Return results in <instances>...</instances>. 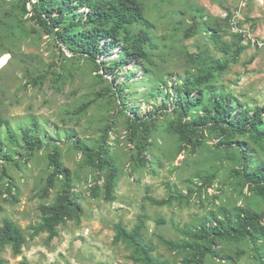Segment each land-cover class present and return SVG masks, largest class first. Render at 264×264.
<instances>
[{"label":"rangeland","instance_id":"374dc122","mask_svg":"<svg viewBox=\"0 0 264 264\" xmlns=\"http://www.w3.org/2000/svg\"><path fill=\"white\" fill-rule=\"evenodd\" d=\"M138 1L152 46L145 47L146 61L126 63L118 72L124 108L104 68L97 70L94 61L47 34L22 11L23 4L30 8L26 0H0V225L10 220L25 237L19 255L10 246L2 249L3 264H142L134 260L132 245L113 240L116 224L131 230L139 221L153 256L167 264H195L189 251L163 241L202 243L194 237L200 223L211 222L220 208L263 209L262 199L234 173L242 167L238 152L218 145L216 132L204 131L194 147L180 142L169 126L177 114L159 106L166 87L209 67L218 90L231 92L247 109L264 107V0ZM235 16L242 38L228 25ZM236 45L243 48L231 60ZM118 57L115 48L96 61ZM219 61L226 62L221 72L214 70ZM156 90L162 95H153ZM135 113L156 115L143 118L148 135L142 155L126 128ZM35 137L40 146L29 149L25 140ZM73 141L88 147L106 142L114 166L113 200L103 183L106 169L89 165ZM245 146L252 159H264V144ZM53 150L82 210L77 221L57 226L47 242L45 232L31 238L28 225L39 221L40 205L51 204L63 190L62 176L52 174ZM205 176L210 180L203 181ZM146 196L169 200L157 206ZM213 247L218 255L205 252L201 264H257L248 239H217Z\"/></svg>","mask_w":264,"mask_h":264},{"label":"trees","instance_id":"16d2710c","mask_svg":"<svg viewBox=\"0 0 264 264\" xmlns=\"http://www.w3.org/2000/svg\"><path fill=\"white\" fill-rule=\"evenodd\" d=\"M30 8L22 5V11L30 14L47 34L53 33L55 39L60 42L72 54H78L96 64V69L104 68L110 75L114 84V94L120 104L126 108V93L119 84L123 79L118 72L123 71V65L135 61H146L149 57L145 47L152 46L147 28L150 26L143 17V8L138 0H26ZM138 26V28H136ZM143 26V28L141 27ZM212 34L217 31L211 29ZM214 36V35H212ZM242 38L241 34H235ZM119 49V57L116 60H103L97 62L99 57H105L111 49ZM243 46L236 45V50L230 54V59L235 60ZM61 50V49H60ZM109 62V63H108ZM107 64L106 67L101 65ZM226 62L219 61V72L224 70ZM134 66L135 63H132ZM194 78L186 77L181 83L171 84L164 91H154L153 95L163 93L165 98L160 100V108L168 112L169 107L179 118L175 123L171 120L169 126L178 134L180 142L196 146L203 132L219 134L218 145L234 149L238 152L241 170L234 171L239 174L244 183L257 194L264 205V159H252V153L248 150L247 142H252L258 148L264 144V107H254L251 110L242 106L233 99L231 92L218 90L211 84V68ZM102 74V73H100ZM133 76V74H132ZM127 78V77H126ZM129 80V79H128ZM166 85V81L162 82ZM170 102V103H169ZM199 109L200 113L196 111ZM196 110V111H195ZM161 111V113H163ZM136 114V113H135ZM155 120V114L131 115L127 121L129 140L135 142L139 154L146 151L147 124L144 117ZM152 117V118H151ZM2 120H0V124ZM169 129V127H168ZM26 136L27 133L25 132ZM72 138V134H68ZM29 149L40 146V140L28 138L25 140ZM74 147L82 152L89 165L106 169L103 183L106 188L107 198L113 200L114 166L112 156L107 150L105 141H101L96 147L78 144L73 141ZM53 169V175L63 178V190L54 202L40 205L39 221L28 225L31 229L30 237L45 232L46 241L49 242L57 235L56 227L67 220L77 221L81 213L77 195L72 191L69 182L68 170L64 168L57 150L48 155ZM210 180L209 177L204 178ZM207 183V182H206ZM14 199V196H12ZM150 204L162 206L169 199H155L145 197ZM142 221H139L131 230L118 223L115 225L114 242L124 241L132 245L137 257L135 261L142 264H167L153 256V247L144 242L141 235ZM195 238L202 243L182 242L174 244L169 240L163 242L170 248L187 250L194 257L195 264H201L205 252L217 256L214 249V240L236 241L248 239L251 246L253 259L257 264H264V207L258 212L249 207H235L232 211L220 208L218 214L212 215V221L202 220ZM25 241L23 233L10 220L3 219L0 225V253L5 246H10L14 255L21 253L22 244ZM4 260L0 257V264ZM22 264H28L23 261Z\"/></svg>","mask_w":264,"mask_h":264},{"label":"built area","instance_id":"2783aa9c","mask_svg":"<svg viewBox=\"0 0 264 264\" xmlns=\"http://www.w3.org/2000/svg\"><path fill=\"white\" fill-rule=\"evenodd\" d=\"M228 25L231 29L232 32L236 33V34H240L241 31L240 29L238 28V25H237V19H236V16L235 17H231L229 20H228ZM251 42L253 43L254 40L251 39Z\"/></svg>","mask_w":264,"mask_h":264}]
</instances>
